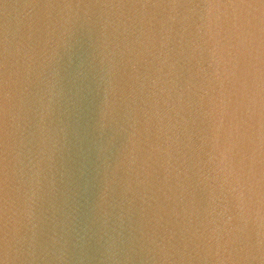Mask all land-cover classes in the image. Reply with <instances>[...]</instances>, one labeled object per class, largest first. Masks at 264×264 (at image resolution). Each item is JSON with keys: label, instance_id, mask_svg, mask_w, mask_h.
I'll return each mask as SVG.
<instances>
[{"label": "water", "instance_id": "95a60500", "mask_svg": "<svg viewBox=\"0 0 264 264\" xmlns=\"http://www.w3.org/2000/svg\"><path fill=\"white\" fill-rule=\"evenodd\" d=\"M0 264H264V0H0Z\"/></svg>", "mask_w": 264, "mask_h": 264}]
</instances>
